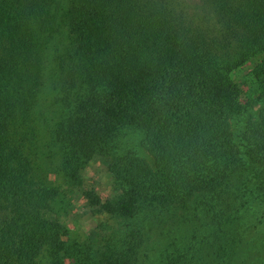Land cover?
I'll use <instances>...</instances> for the list:
<instances>
[{
    "label": "trees",
    "instance_id": "16d2710c",
    "mask_svg": "<svg viewBox=\"0 0 264 264\" xmlns=\"http://www.w3.org/2000/svg\"><path fill=\"white\" fill-rule=\"evenodd\" d=\"M242 155L264 162V0H0V264H139L138 224L227 201ZM79 199L88 234L57 217Z\"/></svg>",
    "mask_w": 264,
    "mask_h": 264
},
{
    "label": "rangeland",
    "instance_id": "374dc122",
    "mask_svg": "<svg viewBox=\"0 0 264 264\" xmlns=\"http://www.w3.org/2000/svg\"><path fill=\"white\" fill-rule=\"evenodd\" d=\"M250 65L252 62L232 71L236 83H243L244 72ZM254 89L255 86L248 88L242 85L240 102H244ZM232 123L236 140L241 145L239 127L234 121ZM42 140L46 141V135ZM130 147L149 158L138 145V140ZM39 161L46 164L44 157ZM86 177L102 196L108 192L111 178L105 164L98 163L88 168ZM52 182L58 183L57 179ZM62 187L60 183L58 188ZM228 193L227 201L196 193L184 205L173 204L150 212L146 221L138 224L146 239V248L142 251L148 252V256L140 258L139 264H264V162L242 155ZM83 202V199L72 202L73 209H64L57 204L61 211L65 210V213L58 211L57 217L64 220L71 230L88 234L100 217ZM219 210L233 217L223 228L216 223ZM219 227L220 233L216 236Z\"/></svg>",
    "mask_w": 264,
    "mask_h": 264
}]
</instances>
